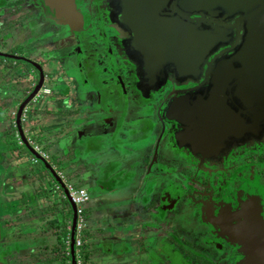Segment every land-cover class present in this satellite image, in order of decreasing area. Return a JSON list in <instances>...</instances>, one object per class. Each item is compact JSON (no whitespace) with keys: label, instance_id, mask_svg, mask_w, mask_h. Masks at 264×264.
<instances>
[{"label":"flooded vegetation","instance_id":"1","mask_svg":"<svg viewBox=\"0 0 264 264\" xmlns=\"http://www.w3.org/2000/svg\"><path fill=\"white\" fill-rule=\"evenodd\" d=\"M33 1L41 7V11L49 15L41 0ZM8 2L14 3V6L12 10L5 11L4 7ZM75 2L78 9L84 11V16H87L85 21L92 27L95 36L98 37L99 32V41L93 42L85 36L79 38L55 20L56 24H61L57 25L61 33L59 39L52 35L46 39L36 37V34L34 36L30 31L31 20L33 18L36 19L35 22H43L44 19L36 15L31 16L33 10H36L32 2L0 0V254L6 264H18L12 250L14 245L22 240L20 219L31 211V206L28 205L33 203L35 210L40 211L36 222H42L43 218L44 209L42 212V209L35 206L38 204V191L42 190L33 188L34 180L28 181L30 170L27 173L20 168L22 172L16 174L12 171L14 166L7 169L10 160L24 153L29 155L32 164L40 167L43 162L34 156L31 150L42 157L56 174L58 169L64 170V177L73 185L84 187L85 182H90L93 186L92 193L88 192L87 209H82L85 226L82 230L83 243L79 247L80 264H86L87 259L91 257L89 252L86 259H83L82 247L86 242H97L100 236L105 238L99 233L106 231L95 229L93 232H97L96 236L84 230H87L90 223L89 211L96 207L94 194L99 195L98 197L105 194L113 197V193L132 184L136 185L137 189L136 193L132 191L130 201L140 200L142 209L138 213L116 212L115 217L118 220L114 224L113 233L109 234L112 240L119 236V232L123 234L134 253L144 255L138 257L142 261L141 264H243V256L237 251L238 247L214 234L203 214L207 204L216 207L215 213H218L220 205L236 206L239 191L248 186L256 187L264 197V132L260 136H250L243 141H231L216 157H203L192 153L185 146H177L173 137L177 123L169 120L166 111L173 97L189 94L194 88L207 82V64L203 65L198 81L189 78L179 81L168 73L166 81L160 87L148 88L145 92L140 88L141 71L137 62L125 52L124 42L128 35L115 25L111 0ZM226 23L233 25L234 20ZM56 24L52 28H55ZM86 28L85 24L84 29ZM241 34V26L239 33L232 27L229 44L220 46L208 57L207 63L216 53L229 49L235 43L237 35L240 41ZM61 40V46L69 40L76 46V49L71 51L72 55L68 56L67 63L68 69L77 70L80 92L84 93V97L77 99L79 104L75 103L78 106L74 108H69L70 103H65L72 93L71 85L64 82L63 76H60L61 73H66V69L61 68L51 73L55 50H51L48 45L57 48L55 45H59ZM70 79L74 81L73 78ZM50 82H54L60 90L54 91L49 85ZM73 83L77 90L75 81ZM88 89L90 90L87 91ZM43 97L46 98L34 111V104ZM91 102H97L99 111L94 109L83 112L88 116L99 112L101 135L97 137L94 134L96 145L91 146L88 138L83 139V149L78 154L76 148H73L71 157H68V151H61L59 159L51 158L49 144L46 142L50 138L51 130L48 129L55 125L52 123L53 119H59L60 124H64L65 118L79 114L80 104L89 105ZM129 112H132L135 119L128 122L131 124L129 128L123 127L128 121ZM112 113L116 116L115 120L111 118ZM43 119L46 123L42 125L40 122ZM36 124L40 126L39 133H35ZM111 125L114 128L108 130ZM57 131L61 132L60 134L68 132L62 128ZM152 137L153 147L150 148L149 154H145V149L149 148L146 145ZM104 138H109V141L103 143ZM36 147L47 157L40 155ZM86 157L93 161L87 162ZM68 162L71 165L69 170ZM42 167L48 171L49 179L40 186L48 194V199L52 196L50 202L51 206L56 208L54 210L57 219L53 223L56 227L51 226L49 229V236L54 237L53 242L50 245L39 244L40 247L33 249L36 254L48 247L53 250L59 248L60 233L64 229L65 238L71 234L73 219L69 203L65 204V200H68L64 193V182L60 179L64 185L62 188L44 164ZM42 171L47 176L44 170ZM10 173L16 174L20 180L19 194L6 203L7 207H3V195H13L16 191L8 190L5 193L2 188L5 186L4 177ZM127 198L122 196L116 200L125 201ZM108 201L107 199V203ZM110 201L112 203L111 199ZM45 206H49V203ZM67 206L69 207L66 208ZM101 206L105 204H100V209ZM113 207L116 208L115 205ZM77 210L76 207V213ZM7 215L11 217L9 219L16 221V235L10 242L5 240L4 219L8 218ZM112 221L107 222L109 228ZM122 222L128 229L123 231L124 233L118 230ZM96 225L99 223L94 220V227ZM39 226V231H43V224ZM12 256L15 262L11 259ZM58 260L59 264L62 263ZM65 264H72L71 255Z\"/></svg>","mask_w":264,"mask_h":264},{"label":"water","instance_id":"2","mask_svg":"<svg viewBox=\"0 0 264 264\" xmlns=\"http://www.w3.org/2000/svg\"><path fill=\"white\" fill-rule=\"evenodd\" d=\"M52 19L83 38L84 11L75 0H41ZM115 25L128 35L124 48L140 69V88H158L171 73L177 80L198 81L203 65L208 80L189 94L173 97L166 111L177 123L174 141L192 153L217 156L231 141L264 132V0H111ZM234 20L230 25L226 22ZM242 27L229 49L232 27ZM62 188L60 177L31 150ZM70 234L74 259L76 206ZM207 204L204 220L214 234L235 244L243 264H264V197L256 187L243 188L237 205ZM215 208V209H214ZM1 239V231H0ZM0 264H6L0 254Z\"/></svg>","mask_w":264,"mask_h":264},{"label":"rangeland","instance_id":"3","mask_svg":"<svg viewBox=\"0 0 264 264\" xmlns=\"http://www.w3.org/2000/svg\"><path fill=\"white\" fill-rule=\"evenodd\" d=\"M17 1V0H16ZM22 0H19V2H21ZM32 2L33 6L35 7L36 10H33V12L31 13V16L36 15V17H39L43 22H40L39 20H37L35 22L36 19L31 20V34L36 37H41L42 39H46L49 36H53L55 38L60 37L61 33H59V30L57 28V25L60 26L61 24L57 23L54 21V19H52L49 15H46L43 11H41V7L34 4L33 0H29ZM14 6V3L12 2H8L4 9L6 11V9L12 10ZM22 18V15H21ZM40 23V24H39ZM55 25V28H52V26ZM86 29L82 30L81 32L84 34L85 37H89L91 38V40L94 42L96 40L99 39V32H98V37L95 36L96 33L93 31L92 32V27H90L89 23H86ZM68 31V30H67ZM66 31V33H67ZM25 33L27 32V29H25L24 31ZM61 32V31H60ZM62 33H63V28H62ZM69 33V32H68ZM67 33V34H68ZM99 41V40H98ZM62 40L59 42V45H55L57 48L53 46H51V44H49L48 46L51 47V50H55V53H53V56L55 58V60L53 61V65L51 66V73L53 72H57L59 70H61V68H65L66 69V73H61L60 76L62 78H64V82H68L71 85V89H72V93L69 95L70 97L68 99L65 100V103L68 102L70 103L69 108H74L75 106H78L76 104H79V102L77 101V99H81L84 97V93L80 92V87H79V76L77 73L76 69L73 68H69L68 66L69 64L68 62V56L72 55L71 51L76 49V46L69 40V41H65L64 44L61 46ZM99 45V43H98ZM42 46H44V43L42 44ZM47 46V48H48ZM95 47V46H94ZM68 50V51H67ZM68 52V54H67ZM58 62H61L62 64H59ZM73 78L76 85H77V90L76 87L74 85V81H72ZM63 82V83H64ZM50 87L53 88V90L55 91V89L60 90L59 87H57L55 85L54 82H50L49 83ZM90 89H88L87 91H89ZM73 94L75 95V97L73 98ZM46 97L41 98L37 103L34 104V111L36 109H38L39 104L45 99ZM74 101V102H73ZM76 103V104H75ZM97 110L99 111V107L97 102H91L89 105H85V104H80L78 110H79V114L76 117H68L65 118L64 124H60V120L59 119H53L55 123V125H52V128L48 129L51 130L50 131V138L49 140L46 142V144H49V149L51 152L55 153V155H51V158L53 157L54 159H59L60 155H62L61 151L66 152L68 151V157L72 156V152H73V148H76V152L78 154V152H80L83 149V139H89L88 143L91 145H96V137L95 135L98 137L101 135V128H100V119L99 117V112L97 114H93V115H86L83 111H91V110ZM132 112H129L127 115V122L124 123L123 127H130L131 124H128V122L134 121L135 117L131 114ZM111 118L115 120L116 116L112 113ZM45 120L43 119L40 124H45ZM60 124V125H59ZM39 124H36L34 126V128L37 129V131L35 133H39L40 131L39 129ZM62 128L68 132H64L62 134L58 133L57 129ZM114 126L111 125L108 130L113 129ZM47 130V131H48ZM95 134V135H94ZM87 135V136H86ZM103 137V136H102ZM109 138H104L103 143H105V141H109ZM153 141L154 138L152 137L151 139H149L148 141V146L149 148L145 149V154H149L150 152V148L152 149L153 147ZM99 144V143H98ZM80 149V150H79ZM15 156V155H14ZM96 156V155H95ZM95 156L94 159L95 160ZM88 160V161H87ZM92 159L89 160V157H86V161L87 162H91L93 161ZM11 162L8 164L7 169L9 170L10 166H14V168H12V171L14 173H18V172H22L19 169H23L24 171H26L27 173H29L30 170V175L27 176L28 181H32L35 182V185L33 186V184H31L33 186V188H37L39 190L42 191H38V204H35L36 207H38V209H44L43 215H42V222H36L34 221L36 219V214L39 215V211L35 210L34 208V204L30 203L31 206L30 207V212L27 213V215H25V217H22L20 219V226L22 233L20 235V238H24V236H28L29 233H31V231L36 232L39 227L41 228V224L47 223V228L48 226L51 227L53 226L54 228L56 226H54L53 223H55L54 221L57 219L56 217V208L51 206V198L48 199V194H46V191L44 190V188L40 185H42L43 183L46 182V179L48 180V171L45 170L42 165L40 164V167L42 168V170H44L45 174H43V171L41 170L40 167H36V164H32L30 159H29V155L28 154H20V156H15V158H13L12 160H10ZM31 163V164H30ZM55 163V162H54ZM69 167H71L70 162H68ZM7 164V163H6ZM56 165V164H55ZM36 167V168H34ZM16 168V169H15ZM34 168V169H31ZM47 169V168H46ZM60 171V169H58ZM61 172L65 173L64 170H62ZM41 173V174H40ZM16 174H12L10 173L9 175H6L4 177L3 183L5 186H3L2 188L4 189V192H8V190H12L15 191V193L12 194H5L3 195V200H5V202H2L3 207H7V204L9 202L10 199H13L14 196H18V188L20 185V180H18V176ZM40 175H43V177ZM66 175V174H65ZM39 177V178H38ZM30 185V186H31ZM54 187V186H53ZM84 188H86V190L89 193H92L93 191V186L92 184L89 183H84ZM20 189V188H19ZM137 189L136 185H128V187H126L125 189H121L116 191L114 194V196L112 197L111 195H101L100 197H98L99 195L94 194V203L96 205V207H94L93 209H91L88 213V219H89V226L86 229H84L86 232H92L94 235L96 234V236L98 235L97 232H93L95 229L97 231H106V235L109 236V232L113 233L114 231V224L116 223V221L118 220V218L115 217V213L116 212H123L126 211L127 213H129L130 211H132L133 213H138L140 212V210L142 209V204L140 202V200L131 202L130 198H131V193L132 191L135 192V190ZM136 193V192H135ZM56 194H53V197L55 198ZM122 196H127V200L122 201L119 200L117 201L116 199H121ZM107 199L109 200L107 203ZM110 199L112 200V203L110 201ZM11 201V200H10ZM49 203V206H45ZM65 204H68V202L65 200ZM100 204H105V206H101L102 208L100 209L99 206ZM41 205H43L44 207H48V208H44ZM113 205H115L116 208L113 207ZM68 208V206L66 207ZM96 208V209H95ZM117 208H120V210H116ZM116 210V211H115ZM132 213V214H133ZM48 215V216H47ZM52 217H49V216ZM120 215V213H119ZM8 218L4 219V229H5V240L6 241H12L16 235V230L14 227H16V221L9 219L11 218L9 215H7ZM22 216V215H21ZM47 216V217H45ZM6 217V216H5ZM32 217V218H31ZM85 219V217H84ZM94 220L98 223L99 225H96V227H94ZM110 220H113L112 222V226H110L111 228H109L107 222ZM51 221V222H48ZM115 221V222H114ZM99 227V229H97V227ZM123 226V228H122ZM126 225H124V222H122L120 228H118V230H122L121 232L124 233L123 231H127L128 229L125 228ZM30 229L31 231L27 232L26 229ZM53 230V229H52ZM47 232V231H46ZM25 234V235H24ZM101 233H99L100 235ZM119 236L115 237V240H112L110 238H103L102 236H100L97 239V242H93L90 243L87 240H84V242H86V244L82 247V251L83 252V259H86V254L87 253H91V257H89L86 261V264H141V260L138 259V257H144V255H136L134 253V250L129 246L128 241L125 240V236L123 234H121L120 232L118 233ZM49 238L51 236L47 235ZM110 237V236H109ZM18 237H16L17 239ZM39 238V237H37ZM85 238V237H84ZM26 239V238H24ZM31 240L33 241L32 243L34 244H39V242L42 239H35V238H31ZM129 240V239H128ZM22 241V240H20ZM24 242H26V244L19 242L17 244L14 245L13 250H14V254H15V258L17 259L18 264H59V254L58 251H54L53 248H49L42 250L36 254V252L31 248H28L29 241L27 240H23ZM108 245V247L105 244ZM2 246H4V244H1ZM35 252V253H34ZM18 254H25V256H18ZM15 258H13V256L11 257V259H14L15 262ZM15 264V263H14Z\"/></svg>","mask_w":264,"mask_h":264},{"label":"built area","instance_id":"4","mask_svg":"<svg viewBox=\"0 0 264 264\" xmlns=\"http://www.w3.org/2000/svg\"><path fill=\"white\" fill-rule=\"evenodd\" d=\"M36 150H38V147H36ZM38 153L42 155L43 157H47L44 153L38 150ZM58 176L60 179L64 182L65 188L69 197V200L77 207V221L75 224L74 229V258L76 260L75 264H80V250L79 247L83 243L82 239V230L85 226V220L82 215V209L86 207V204L89 202V194L88 191L84 187H77L73 185L71 182L67 181L64 177L63 173L61 171H57ZM67 198V196H66ZM64 253L66 256L71 255L70 251V234H68L65 238V248Z\"/></svg>","mask_w":264,"mask_h":264},{"label":"crops","instance_id":"5","mask_svg":"<svg viewBox=\"0 0 264 264\" xmlns=\"http://www.w3.org/2000/svg\"><path fill=\"white\" fill-rule=\"evenodd\" d=\"M90 141V140H89ZM92 144V143H91ZM91 146H93V145H91ZM51 154L52 155H55V153H53V152H51ZM68 170H69V168H68ZM101 193H103V191H101ZM88 204H89V202L86 204V209H87V206H88ZM39 213H40V211H39ZM38 213V214H39ZM37 214H36V219H37ZM39 217V216H38ZM46 217V216H45ZM49 217H52L51 215L49 216ZM32 218V217H31ZM42 218V217H41ZM34 221H36V220H34ZM42 225V224H41ZM40 229V228H39ZM39 229L36 231V232H33V231H31L29 228L28 229H26L27 230V232H29V231H31V233H29L28 234V236H24V238H26V239H22V241H20V242H22V243H24V244H26V242H24L23 240H27V241H29V244L30 245H28V248H31L30 250H32V249H34V248H36L37 246L38 247H40V245H43V244H51V242H53V236H51L50 238L47 236V235H49V229H50V227L48 226V228H47V224H43V231H39ZM47 231V232H46ZM102 235H104V237L105 238H110L109 236H111V235H109V236H107L106 235V233L104 232V233H101ZM25 235V234H24ZM37 237H39L40 239H42L40 242H39V244H34V243H32L33 241L31 240V238H35V239H39V238H37ZM105 244V243H104ZM107 247H108V245L107 244H105ZM18 256H25V254H18Z\"/></svg>","mask_w":264,"mask_h":264},{"label":"trees","instance_id":"6","mask_svg":"<svg viewBox=\"0 0 264 264\" xmlns=\"http://www.w3.org/2000/svg\"><path fill=\"white\" fill-rule=\"evenodd\" d=\"M69 207V206H68ZM4 231H5V229H4ZM67 232V231H66ZM65 230L63 229L62 231H61V233H60V236H59V241H61V245L60 246H58L59 248H57V249H54L55 251L57 250L58 251V256H59V259L61 260V262L62 263H60V264H65V262H66V259H68L69 258V256H66L65 254H63V247H64V238H65ZM13 252H14V250H12ZM9 252V250H7V252L6 253H8ZM5 253V254H6ZM61 254V255H60ZM63 254V255H62Z\"/></svg>","mask_w":264,"mask_h":264},{"label":"clouds","instance_id":"7","mask_svg":"<svg viewBox=\"0 0 264 264\" xmlns=\"http://www.w3.org/2000/svg\"><path fill=\"white\" fill-rule=\"evenodd\" d=\"M67 199V198H66ZM68 200V199H67Z\"/></svg>","mask_w":264,"mask_h":264}]
</instances>
